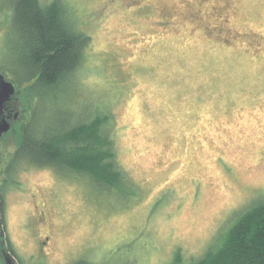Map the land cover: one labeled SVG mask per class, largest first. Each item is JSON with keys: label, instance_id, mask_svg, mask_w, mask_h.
Segmentation results:
<instances>
[{"label": "rangeland", "instance_id": "obj_1", "mask_svg": "<svg viewBox=\"0 0 264 264\" xmlns=\"http://www.w3.org/2000/svg\"><path fill=\"white\" fill-rule=\"evenodd\" d=\"M64 1L89 36L82 65L54 99L65 112L30 119L36 129L109 112L136 192L25 156L4 179L8 133L0 192L13 250L23 264H190L264 201V0ZM2 17L0 63L25 77Z\"/></svg>", "mask_w": 264, "mask_h": 264}, {"label": "trees", "instance_id": "obj_2", "mask_svg": "<svg viewBox=\"0 0 264 264\" xmlns=\"http://www.w3.org/2000/svg\"><path fill=\"white\" fill-rule=\"evenodd\" d=\"M1 16L7 41L16 42L13 49L19 59L17 71H27L25 77L16 72L17 78L11 79L10 69L0 63V72L16 85L23 107L8 132L17 141L5 178L12 176L16 160L25 156L34 165L87 175L96 187L113 189L129 198L136 190L119 163L109 112L102 110L86 121H74L69 112V120L65 115L57 124L43 123L36 129V121L30 119L47 109L65 112L60 100L54 99L69 91L72 74L82 65L89 36L75 27L70 6L64 0H8V4L0 6ZM13 49H7L10 58ZM179 260L180 257L176 262ZM76 264L100 263L82 260ZM190 264H264V201L242 213L221 241L212 243Z\"/></svg>", "mask_w": 264, "mask_h": 264}, {"label": "water", "instance_id": "obj_3", "mask_svg": "<svg viewBox=\"0 0 264 264\" xmlns=\"http://www.w3.org/2000/svg\"><path fill=\"white\" fill-rule=\"evenodd\" d=\"M14 100L17 102L16 106H13ZM20 103L16 95V85L0 72V138L10 131L12 124L17 120Z\"/></svg>", "mask_w": 264, "mask_h": 264}, {"label": "flooded vegetation", "instance_id": "obj_4", "mask_svg": "<svg viewBox=\"0 0 264 264\" xmlns=\"http://www.w3.org/2000/svg\"><path fill=\"white\" fill-rule=\"evenodd\" d=\"M1 138H0V141H1ZM8 165L9 164H7L4 168H2L3 176L5 174V169ZM3 184H4L3 182H0V190ZM0 200H1V205H0V264H23L21 260L17 257L15 251L13 250V244L9 237V233L7 229V220L5 217V212H4L5 209L3 207L1 192H0ZM37 220L40 222V225H42V228H44V225L41 223L44 221H41L40 213L38 211H37ZM46 237L48 238V240L50 239L48 235ZM43 242L45 243L46 240L45 241L43 240ZM40 257L44 258V254L41 255ZM38 260H40V258Z\"/></svg>", "mask_w": 264, "mask_h": 264}]
</instances>
